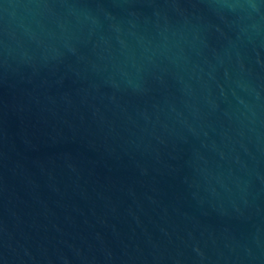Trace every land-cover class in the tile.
<instances>
[{
  "label": "water",
  "instance_id": "water-1",
  "mask_svg": "<svg viewBox=\"0 0 264 264\" xmlns=\"http://www.w3.org/2000/svg\"><path fill=\"white\" fill-rule=\"evenodd\" d=\"M0 264H264V0H0Z\"/></svg>",
  "mask_w": 264,
  "mask_h": 264
}]
</instances>
